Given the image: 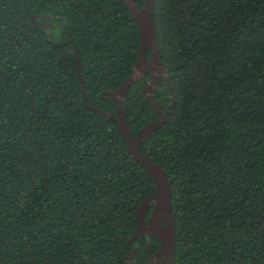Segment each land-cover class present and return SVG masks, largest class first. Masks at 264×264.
I'll list each match as a JSON object with an SVG mask.
<instances>
[{
  "label": "trees",
  "instance_id": "obj_1",
  "mask_svg": "<svg viewBox=\"0 0 264 264\" xmlns=\"http://www.w3.org/2000/svg\"><path fill=\"white\" fill-rule=\"evenodd\" d=\"M153 23L166 120L141 151L172 185L163 264H264V0H155ZM141 41L123 0H0V264H146L161 250L133 240L158 186L108 95ZM145 84L124 101L134 138L161 120Z\"/></svg>",
  "mask_w": 264,
  "mask_h": 264
},
{
  "label": "water",
  "instance_id": "obj_2",
  "mask_svg": "<svg viewBox=\"0 0 264 264\" xmlns=\"http://www.w3.org/2000/svg\"><path fill=\"white\" fill-rule=\"evenodd\" d=\"M130 8L133 18L138 22L142 31V41L140 57L136 66L133 68L132 76L124 83V85L108 95L120 103L119 117L115 120L123 137L125 138L128 149L132 155L145 166L149 173L157 182L158 190L156 194L150 196L142 205L138 213L139 229L133 240L136 241L140 236H148L161 241V250L146 264L162 263V260H169L170 263L174 261L176 252L175 243V222L172 214V185L168 180L166 172L159 165L155 164L151 159L143 155L141 147L143 142L148 140L151 134L162 127L166 117L162 112V106L155 104L157 114L161 117L160 122L147 126L142 129L139 136L134 138L130 130V125L126 119V106L124 101L128 95L130 87L139 79L144 77L151 69L159 68L165 81L168 79L166 66L161 61V51L158 44L157 33L153 23V9L155 0H147L146 7L140 9L136 0H123ZM34 21L36 17H32ZM152 51L154 56L148 60L147 53ZM83 87H85L83 85ZM84 93L86 94L85 88ZM154 203L153 213L149 223L146 222V215L150 210L151 204ZM132 240V241H133ZM135 244V243H134ZM133 260V258H132Z\"/></svg>",
  "mask_w": 264,
  "mask_h": 264
},
{
  "label": "flooded vegetation",
  "instance_id": "obj_3",
  "mask_svg": "<svg viewBox=\"0 0 264 264\" xmlns=\"http://www.w3.org/2000/svg\"><path fill=\"white\" fill-rule=\"evenodd\" d=\"M141 79L146 80V84L144 86L143 92L148 96L149 100L154 105L160 104L158 102V100L156 99V94L161 91V89H162L161 85L165 80L164 76L161 73V70L159 68H156L155 70L151 69L148 73H145L144 77ZM149 221H150V219H149ZM149 221H148V223H149ZM163 262H167V261L166 260L162 261V264H163ZM157 264H161V262H158Z\"/></svg>",
  "mask_w": 264,
  "mask_h": 264
},
{
  "label": "rangeland",
  "instance_id": "obj_4",
  "mask_svg": "<svg viewBox=\"0 0 264 264\" xmlns=\"http://www.w3.org/2000/svg\"><path fill=\"white\" fill-rule=\"evenodd\" d=\"M165 259H163L162 261H164ZM166 261H168V260H166Z\"/></svg>",
  "mask_w": 264,
  "mask_h": 264
}]
</instances>
